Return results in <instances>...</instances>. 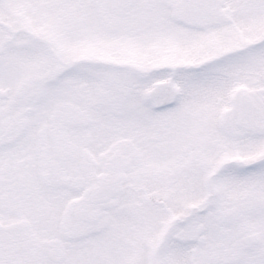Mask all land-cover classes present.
<instances>
[{
    "label": "snow or ice",
    "instance_id": "6c2138e0",
    "mask_svg": "<svg viewBox=\"0 0 264 264\" xmlns=\"http://www.w3.org/2000/svg\"><path fill=\"white\" fill-rule=\"evenodd\" d=\"M0 264H264V0H0Z\"/></svg>",
    "mask_w": 264,
    "mask_h": 264
}]
</instances>
